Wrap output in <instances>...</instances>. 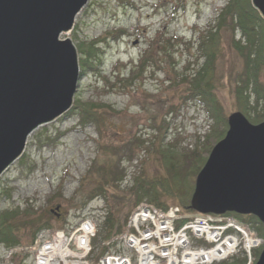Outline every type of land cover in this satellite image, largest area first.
Masks as SVG:
<instances>
[{"label":"rangeland","instance_id":"374dc122","mask_svg":"<svg viewBox=\"0 0 264 264\" xmlns=\"http://www.w3.org/2000/svg\"><path fill=\"white\" fill-rule=\"evenodd\" d=\"M227 1L88 0L60 39L68 37L75 46L80 72L87 57L82 43L97 42L100 52L91 59L98 61L78 78L71 107L79 101L101 103V118L83 123L73 109L33 129L20 157L0 175V211L31 207L44 215L50 226L38 228L36 235L47 227L64 228L77 222L82 212L93 210L98 233L104 217L97 205L118 217L148 202L141 199L133 206L129 195L136 177L166 174L153 146L160 141L164 147L190 150L206 143L204 135L214 131V120L202 104L181 98V79L202 64V58L196 62V39ZM220 35L213 82L221 111L228 116L237 110L234 88L243 59L231 46L232 32L222 28ZM159 126L166 127L164 136H159ZM163 199L168 206L179 205L170 197ZM55 205L59 218L48 210ZM30 233L21 232L11 264L30 259V246L22 248L32 244ZM105 243L97 236L96 252Z\"/></svg>","mask_w":264,"mask_h":264},{"label":"water","instance_id":"95a60500","mask_svg":"<svg viewBox=\"0 0 264 264\" xmlns=\"http://www.w3.org/2000/svg\"><path fill=\"white\" fill-rule=\"evenodd\" d=\"M88 0H0V175L20 157L28 134L72 106L77 51L62 32ZM264 18V0H251ZM195 177L190 208L255 215L264 228V120L239 110ZM254 264H264L263 246Z\"/></svg>","mask_w":264,"mask_h":264},{"label":"trees","instance_id":"16d2710c","mask_svg":"<svg viewBox=\"0 0 264 264\" xmlns=\"http://www.w3.org/2000/svg\"><path fill=\"white\" fill-rule=\"evenodd\" d=\"M222 28L232 32L231 46L243 59V68L237 75L234 88L236 108L252 123L264 120V18L253 7L250 0H228L223 7L219 8L214 24L209 25L206 30H201L196 39L199 51L196 62L202 58V64L197 69H192V74H183L181 79L183 91L181 98L184 101L196 100L200 102L214 120V131L204 135L206 143L200 147L196 144L195 148L190 150H178L172 144L164 147L158 141L153 146V151L166 174L153 177L141 175L136 177L129 195L133 201V206L141 199H147L149 203L157 207L166 208L168 204L165 203L163 197H170L185 212H194L189 204L194 189L195 176L205 163L213 145L225 135L228 127L227 116L221 111L216 85L213 82V63L221 50L220 30ZM237 32H239V38L235 39L234 35ZM118 33L119 31L116 34ZM94 43L97 44L96 41L82 43V49L87 57L82 63L83 70L80 72V76L84 72L93 70L95 68L94 63L96 60L98 61V58L96 60L91 59L96 56V50L99 51L98 46L95 47ZM101 106L104 105L94 101H79L65 113L70 114L76 110L81 122H98V119L101 118L99 117V107L101 108ZM159 132V136H164L166 127L159 126ZM140 141L144 140L141 139ZM121 177L122 173L117 176V179ZM98 191L102 193V188ZM130 203L131 201L128 202L127 208ZM227 213L244 223H248L262 236L263 224L255 215ZM126 219L127 212L123 216L117 217L109 211L101 227H99L97 236L106 240L118 234L123 229ZM44 226H50L49 219L44 215H37V212L31 207L24 210L18 207L4 209L0 211V245L11 247L21 244L22 231L31 232L30 239L32 240L35 231ZM97 236L93 239L94 247ZM106 250L107 247L102 246L98 255ZM260 250L261 247L254 250L255 258H257ZM235 262L239 263L242 260L235 259ZM236 263L221 261L216 264Z\"/></svg>","mask_w":264,"mask_h":264},{"label":"built area","instance_id":"2783aa9c","mask_svg":"<svg viewBox=\"0 0 264 264\" xmlns=\"http://www.w3.org/2000/svg\"><path fill=\"white\" fill-rule=\"evenodd\" d=\"M96 227L94 211L86 210L73 225L40 230L25 264H212L239 253L250 264L252 250L262 242L230 215L188 216L178 207L159 210L141 204L130 215L120 242L95 260L91 240ZM14 250L4 249L0 264H11Z\"/></svg>","mask_w":264,"mask_h":264},{"label":"flooded vegetation","instance_id":"af4514ba","mask_svg":"<svg viewBox=\"0 0 264 264\" xmlns=\"http://www.w3.org/2000/svg\"><path fill=\"white\" fill-rule=\"evenodd\" d=\"M59 206L58 205H55V207L54 208H51V207H49V212L51 213V214H53L55 217H60V214H61V212L59 211Z\"/></svg>","mask_w":264,"mask_h":264},{"label":"bare ground","instance_id":"6f19581e","mask_svg":"<svg viewBox=\"0 0 264 264\" xmlns=\"http://www.w3.org/2000/svg\"><path fill=\"white\" fill-rule=\"evenodd\" d=\"M251 1V0H250ZM254 7V6H253ZM255 8V7H254ZM217 11L219 10V9H216ZM258 12H259V10H257ZM260 13V12H259ZM261 15V14H260ZM214 19H215V17H214ZM214 19L212 20L213 22H214ZM210 24H214V23H210ZM239 33V32H238ZM70 109V108H69ZM67 112V111H66ZM57 119V118H56ZM53 120H51V121H48V122H46V123H49V122H52ZM46 123H42V124H40V125H43V124H46ZM40 125H38V126H40ZM37 126V127H38ZM37 127H35L34 129H36ZM16 160V159H15Z\"/></svg>","mask_w":264,"mask_h":264}]
</instances>
